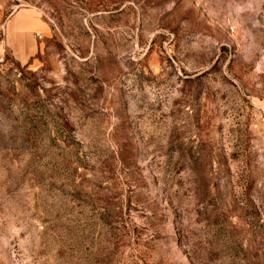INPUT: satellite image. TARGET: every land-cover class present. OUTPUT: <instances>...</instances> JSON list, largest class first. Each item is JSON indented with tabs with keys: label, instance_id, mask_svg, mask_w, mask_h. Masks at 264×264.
<instances>
[{
	"label": "rangeland",
	"instance_id": "374dc122",
	"mask_svg": "<svg viewBox=\"0 0 264 264\" xmlns=\"http://www.w3.org/2000/svg\"><path fill=\"white\" fill-rule=\"evenodd\" d=\"M0 264H264V0H0Z\"/></svg>",
	"mask_w": 264,
	"mask_h": 264
},
{
	"label": "crops",
	"instance_id": "0c3cea01",
	"mask_svg": "<svg viewBox=\"0 0 264 264\" xmlns=\"http://www.w3.org/2000/svg\"><path fill=\"white\" fill-rule=\"evenodd\" d=\"M31 30L43 32L45 27L39 22L28 21L24 14H17L6 23L4 35L10 41L11 48L16 51V56L23 63H26L35 51L30 39Z\"/></svg>",
	"mask_w": 264,
	"mask_h": 264
}]
</instances>
